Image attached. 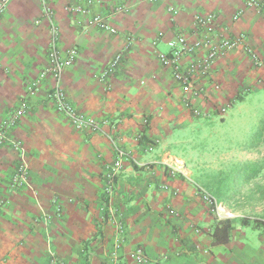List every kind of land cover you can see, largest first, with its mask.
<instances>
[{"label": "crops", "instance_id": "0c3cea01", "mask_svg": "<svg viewBox=\"0 0 264 264\" xmlns=\"http://www.w3.org/2000/svg\"><path fill=\"white\" fill-rule=\"evenodd\" d=\"M47 2L61 56L71 48L77 52L63 72L61 89L99 130H78L45 102L54 86L51 76L41 78L49 23L41 17L40 0H10L0 17V198L7 200L0 211V264H50L49 250L55 264H138L131 257L138 250L145 264H264L260 228L232 224L229 241L213 244L212 235L225 220H217L200 200L188 169L205 130L224 124L264 93V70L254 67L245 51L264 58V0H255L257 6L246 0ZM68 8H88L117 34L89 25L85 15ZM195 15L214 16L218 33L244 38L198 82L201 94L191 100L199 115L184 106L188 94L156 58L179 33L194 41ZM119 52L114 75L101 81ZM23 99L27 114L5 133L26 147L34 193L9 188L17 154L1 140L3 122ZM115 148L125 158L108 196L101 176L115 161ZM174 165L185 167L188 178L171 175L168 167ZM117 221L124 226L119 248Z\"/></svg>", "mask_w": 264, "mask_h": 264}, {"label": "built area", "instance_id": "2783aa9c", "mask_svg": "<svg viewBox=\"0 0 264 264\" xmlns=\"http://www.w3.org/2000/svg\"><path fill=\"white\" fill-rule=\"evenodd\" d=\"M10 0H0V17L5 10ZM155 1V0H149ZM41 2V17L48 21L49 42L47 45V63L43 71L41 72V78L49 75L54 80V86L51 91L45 96V102L56 112L60 113L71 125L78 130H89L90 132H96L99 130L97 122L85 114L77 111L71 106L65 98V95L61 89L60 82L65 69L71 66L76 57V50L71 48L64 57L61 56L59 50V31L55 23L53 22V11L50 8L47 0H40ZM249 6H257L255 0H246ZM71 13H80L87 17L88 24L97 27L100 30L107 31L110 34H117L115 28L109 26L105 19L98 15H91L88 8H68ZM171 13H175L170 10ZM237 19V16L233 18ZM38 23V22H37ZM195 26L196 38L194 41H189L183 33L177 34V36L167 42V53H157L156 58L160 64L169 70L172 78L181 86L182 90L188 94L183 98V103L186 108L192 111L194 114L199 115V111L192 103V97H199L201 89L197 84L200 80L208 78L211 74L213 66L217 59L223 56L227 51L235 48L243 41V36H237L230 38L221 33H218V24L214 16L202 17L195 15L193 19ZM162 37V34H159ZM204 52L201 56V52ZM246 54L249 56V60L256 68L264 70V58L259 57L252 50L245 48ZM187 59L183 64L182 60ZM122 60V54L117 53L112 61L103 69L99 79L106 81L114 75L115 70L119 66ZM37 82L33 83L27 95L31 96L37 89ZM29 106L26 100H21L18 107L9 114L6 120L3 122V133H1V140L7 139L8 144L17 154V162L15 169L9 180V188L11 190H17L21 187H28L29 190L34 193L33 189L28 182L29 168L26 161L27 150L23 143L15 138H6V133L15 126L18 120L27 114ZM214 112H218L217 108ZM220 113L224 112V109L219 110ZM116 159L112 164L106 165L105 170L102 173V181L105 186V192L109 196L113 192L115 185V178L117 176L121 160L125 158V153L119 148H115ZM171 175H181L184 178H188V174L184 168L179 166L168 167ZM197 194L204 203L208 204L210 211L215 215L219 221L229 220L233 217L218 200L205 192L199 187H196ZM7 204V200L0 198V211L2 207ZM124 226L120 221L115 223V248H119L123 243ZM50 264L56 263V256L54 252L49 250ZM138 264H145L146 257L141 250H138L131 256Z\"/></svg>", "mask_w": 264, "mask_h": 264}, {"label": "rangeland", "instance_id": "374dc122", "mask_svg": "<svg viewBox=\"0 0 264 264\" xmlns=\"http://www.w3.org/2000/svg\"><path fill=\"white\" fill-rule=\"evenodd\" d=\"M196 146L188 157L195 186L231 212L233 224L260 228L264 235V93L205 130Z\"/></svg>", "mask_w": 264, "mask_h": 264}, {"label": "trees", "instance_id": "16d2710c", "mask_svg": "<svg viewBox=\"0 0 264 264\" xmlns=\"http://www.w3.org/2000/svg\"><path fill=\"white\" fill-rule=\"evenodd\" d=\"M232 224L231 220H225L219 224L220 226L216 228L212 235L214 245L225 244L229 241V231Z\"/></svg>", "mask_w": 264, "mask_h": 264}]
</instances>
